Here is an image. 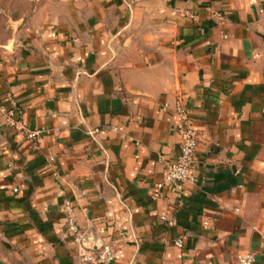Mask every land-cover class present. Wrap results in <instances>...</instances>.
Segmentation results:
<instances>
[{
	"label": "crops",
	"instance_id": "1",
	"mask_svg": "<svg viewBox=\"0 0 264 264\" xmlns=\"http://www.w3.org/2000/svg\"><path fill=\"white\" fill-rule=\"evenodd\" d=\"M178 102L194 182L159 188ZM103 242L110 264H264V0H75L0 51V264H85Z\"/></svg>",
	"mask_w": 264,
	"mask_h": 264
},
{
	"label": "built area",
	"instance_id": "2",
	"mask_svg": "<svg viewBox=\"0 0 264 264\" xmlns=\"http://www.w3.org/2000/svg\"><path fill=\"white\" fill-rule=\"evenodd\" d=\"M10 108H2V112L5 115L10 125L17 127L21 133L31 141L41 135L42 130L31 129L20 124L19 120H15L14 115L19 110V105L15 99L10 98ZM176 112L180 117L179 136H180V149L176 159L170 162L166 166V173L164 179L158 183V187L164 186H178L183 183L194 182V176L191 172L192 163L195 160L196 150L199 144L198 134L193 127L187 107L178 102L176 105ZM116 129V128H114ZM100 130H91L89 134L93 135ZM67 224L69 229L75 233V239L79 240V228L75 223V217L71 212L70 207H67ZM165 219V217H163ZM185 235H181L174 240V244L178 247L183 246ZM117 244L115 242H103L100 245L91 247L86 251L81 252V258L85 264H110L116 257ZM235 264H258L255 254H238L235 258Z\"/></svg>",
	"mask_w": 264,
	"mask_h": 264
},
{
	"label": "rangeland",
	"instance_id": "3",
	"mask_svg": "<svg viewBox=\"0 0 264 264\" xmlns=\"http://www.w3.org/2000/svg\"><path fill=\"white\" fill-rule=\"evenodd\" d=\"M74 1L0 0V51L13 46L19 29L66 18Z\"/></svg>",
	"mask_w": 264,
	"mask_h": 264
}]
</instances>
